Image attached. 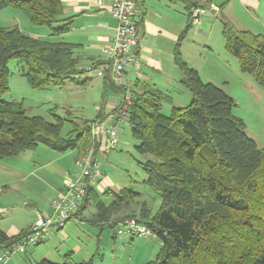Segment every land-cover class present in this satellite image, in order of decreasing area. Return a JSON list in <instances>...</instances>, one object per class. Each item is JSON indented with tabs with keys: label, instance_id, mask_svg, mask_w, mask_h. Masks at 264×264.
Returning a JSON list of instances; mask_svg holds the SVG:
<instances>
[{
	"label": "trees",
	"instance_id": "obj_1",
	"mask_svg": "<svg viewBox=\"0 0 264 264\" xmlns=\"http://www.w3.org/2000/svg\"><path fill=\"white\" fill-rule=\"evenodd\" d=\"M200 1L189 0V8ZM11 6L25 10L34 25L49 26L51 34L41 38L18 26L0 28V161L41 144L59 152L79 148L83 154L92 141L91 120L78 129L70 120L73 128L64 136L66 117L55 114L49 121L30 115L23 102L3 98L10 89L13 58L24 62L22 75L38 89L63 86L85 71L79 67L76 44L60 38L72 30L74 17L64 15L62 0H0V10ZM221 21L226 48L236 56L240 69L264 86V34L241 29L225 16ZM179 47L180 42L176 61L192 92L191 102L173 105L165 113L168 96L146 85L142 92L132 93L126 116L138 140L137 150L154 155L141 164L147 175L144 181L159 194L161 204L153 213L146 201H136L141 193L129 188L104 192L115 197L107 203L91 187L85 199L98 197L93 221L115 227L134 219L155 231L161 249L145 264H264V146H258L246 132L243 118L234 114L235 99L217 84L204 81L182 59ZM105 78L107 88L125 94V89ZM30 232L31 228L23 229L9 236L0 229V250ZM38 264L96 263L42 259Z\"/></svg>",
	"mask_w": 264,
	"mask_h": 264
},
{
	"label": "rangeland",
	"instance_id": "obj_2",
	"mask_svg": "<svg viewBox=\"0 0 264 264\" xmlns=\"http://www.w3.org/2000/svg\"><path fill=\"white\" fill-rule=\"evenodd\" d=\"M226 1L228 0H216L219 4L226 3ZM201 2L205 4L206 11L201 15L200 23L193 24L188 28L185 37L180 41L181 57L188 61L190 66H196L201 71L204 81L217 84L235 99L234 114L243 118L248 135L257 142L259 147H263L264 86L252 74L243 72L236 56L226 48L221 18L227 16L234 20L238 26H245L243 28L264 34V0L246 3L242 7L238 0L231 1L226 13L214 9L209 0H201ZM204 21L207 22L204 24ZM212 22L218 23L215 29ZM208 23L209 25H207ZM15 26L41 38L49 37L51 34L49 26L34 25L22 8L11 6L1 9L0 28ZM60 38H64V36ZM23 63L22 60L16 58L10 60V89L3 95V98L21 101L30 115H41L49 121H54L55 114L66 117L62 132L64 136L73 128V122L70 120H74L78 124L76 129L81 128L85 120L93 122L102 117L101 112L109 114V103L112 99L118 101V104L122 100L120 92L106 87L105 76H99L96 71H92L94 74L92 75L91 71L87 69L75 75V79L68 80L63 86L33 88L27 78L22 75ZM92 76L94 78L90 80L89 78ZM178 88L173 91L174 102H179L184 106L189 104L192 99L189 87L178 84ZM172 107V104L165 102L163 111L170 113ZM111 122L117 124L119 145L107 153L100 151L97 153L101 162V177L108 180L113 185V189L117 191L129 188L140 192L142 196L138 197L136 201H146L152 212L155 213L161 204V197L150 185L145 183L144 179L147 175L141 164L142 161L154 158V155L143 154L137 150L135 145L138 140L133 136L132 127L128 121L111 119ZM90 134L92 137L91 132ZM93 143L92 137L89 146ZM206 150L207 152L211 151L209 147ZM71 151L72 149L59 152L41 144L36 150L0 161V229L8 231L15 227L21 231L36 221V215L27 206H30L32 201L39 200L40 197H49L52 193V183L58 184L52 171V168L56 167L53 165L54 163L67 168L68 172L76 167L77 158H80L82 154L79 148L74 149V154ZM44 159L50 163L45 169H39L37 173L28 177L17 174L19 171L24 175L31 172L35 166L32 160L38 166V164H44ZM56 175L58 178H62L61 174L57 173ZM108 188L106 190H109ZM106 195L113 197L110 194ZM133 206L139 209V205L134 203ZM128 212H131V209ZM67 222L66 230L72 231L71 238L66 241L63 236H59L55 241L67 244V246L79 243L81 250L74 254V259L92 257L96 264H126V259L132 254L131 246L121 251L119 247L123 245L122 242L118 238L117 242L114 241L113 233L118 225L113 227L106 223L103 237H100L101 240L98 243L96 237L99 234L98 230L93 227L95 225L90 221L85 222L84 225H80L74 220ZM158 240L155 239L157 250L153 259L161 249ZM131 242L129 240V243ZM137 242L140 241L135 243L137 244ZM41 245H29L28 255H33L32 263L29 261L25 263V260L28 259L26 253L22 255L17 252L6 264H38L36 259L40 258ZM56 249L57 247L54 245L51 250L52 257L58 255ZM147 262L145 261L144 264Z\"/></svg>",
	"mask_w": 264,
	"mask_h": 264
},
{
	"label": "crops",
	"instance_id": "obj_3",
	"mask_svg": "<svg viewBox=\"0 0 264 264\" xmlns=\"http://www.w3.org/2000/svg\"><path fill=\"white\" fill-rule=\"evenodd\" d=\"M231 1L236 2V0H228L226 3L219 4L216 2V0H209L211 6L214 7V9L217 11L220 10L221 12L224 11L225 13L229 8ZM238 1L241 7L246 5V3L256 2V0ZM62 2L64 5V15L74 17V27L70 32L63 36L64 40L76 44V54L79 56L81 61L79 67L86 70V67L93 66L94 68L90 70V74L94 75L92 71H96L99 76H104L98 72V69L100 68L99 63L106 59L103 52V47L105 45L111 44L115 34V27L117 25V21L112 16L110 11L108 0L103 4H99L98 0H62ZM200 4L205 5L201 1ZM139 6L141 11L139 30L140 64L138 67H132L127 71L129 81L125 93L129 92L132 94L136 91L142 92L144 86L151 85L163 91L166 96H168L169 100L166 103L184 106L179 102H174L175 100L173 91L175 89H179L178 84L187 86L183 82V71L176 61V48L178 43L181 41V35L185 30H188L189 23L191 22L192 25L194 24L190 16L189 0H139ZM229 20L232 21L237 27L246 29L243 28L245 26H238L234 20ZM206 22L207 21H204V24ZM217 24L218 23L212 22L214 29L217 27ZM207 25H209V23ZM186 62L188 63V61ZM193 67L196 68L201 74V71L196 66ZM93 78L94 76L90 77L89 79L91 80ZM121 94L123 100L124 94ZM120 104H118V101L115 99H112L109 103V114H105L106 112H101V118L108 119L109 122H111V119L116 120V118H114L115 113L113 111L114 108ZM71 152L73 153L74 149H72ZM66 158H68L67 155ZM65 162L67 163V161ZM32 163L35 166L31 172L24 175L21 173V171H19L17 174L27 177L30 175L32 176L34 173H37L39 169H45L50 164L46 161V159H44L43 165L41 163L37 166L33 160ZM53 165H56V167L52 168V171L54 177L58 180V184L55 185L52 183V193L49 197H40L39 200L32 201L30 206H27L29 210H31L36 215V220L38 219V215L41 213H52L53 202L59 197L60 193L65 188L64 179L68 173V169L62 167V165L59 164L54 163ZM57 173H59V175L61 174L62 178H58L56 175ZM94 187L98 190L99 194L102 195L101 198L103 201L110 203L112 200H114L115 197L104 195V192L107 191L106 189L108 187V189H111L112 191H117L116 189H113V185L105 178L103 179L100 177L97 185ZM97 201L98 197H89V199H85L81 204V207L78 211L79 213H77L76 216H72L69 220H74L76 223H80V225H84L86 224L85 222L90 221L93 225H95L93 227L98 230L99 234L97 233L98 236L96 237L98 238L97 240L99 243L101 240L100 237H103L104 225L107 222L99 223L93 221L95 220L94 215L97 213ZM121 212L122 213H119L120 215L127 211L124 210ZM34 223L35 222H33L28 228L24 229L31 228ZM66 225L63 228H52L47 234V237L38 243L41 245L44 242L41 245L42 250L39 254L40 258L36 259V262L39 263V261L42 259H49L58 263H63L65 261L78 263L83 260L93 259L92 257L76 258L77 260L74 259V254L81 250L79 243H73L71 246H67V244L64 245L58 243V241H55L59 236H63L66 241L71 238L72 231L66 230ZM89 231L93 233L92 230L89 229ZM116 231L117 228L113 233V238H115V242H117V238L122 242L123 245H120V250L123 251V249H126L129 246L132 247V254L128 257V259H126V264H144L145 261L153 259L157 250L155 239L158 240V238L152 236H128L126 234H120L118 231ZM5 232L9 236H14L20 233V230H17L15 227H13L12 230ZM129 240L132 242L129 243ZM136 241L140 242H137L136 244ZM158 241L161 244V241ZM54 245L57 247L56 252L58 255L52 257L51 250ZM28 248L29 245L27 248L22 249L18 253H21L22 255L26 253L28 259L25 260V263L27 261L32 263L33 255H28Z\"/></svg>",
	"mask_w": 264,
	"mask_h": 264
},
{
	"label": "built area",
	"instance_id": "obj_4",
	"mask_svg": "<svg viewBox=\"0 0 264 264\" xmlns=\"http://www.w3.org/2000/svg\"><path fill=\"white\" fill-rule=\"evenodd\" d=\"M107 0H98L103 4ZM112 16L116 19L115 34L111 44L103 47L106 59L98 69L101 75L109 77L113 83L126 90L128 85L127 71L138 67L139 58V30L141 11L139 0H108ZM205 5L192 3L190 15L192 22L198 24L205 13ZM89 66L86 69L92 70ZM132 102V94L125 93L122 105L114 108V118L126 120L127 109ZM94 143L77 158L76 167L67 173L64 179L65 188L53 202L52 213H41L31 227V232L22 240L10 247L0 250V264H6L14 253L25 249L28 245H36L47 237L54 228L65 227L67 221L76 216L81 204L85 200L91 187L97 185L102 171L97 153H107L119 145L118 127L108 119H96L89 123ZM117 231L128 236H153L155 231L134 219L119 222Z\"/></svg>",
	"mask_w": 264,
	"mask_h": 264
}]
</instances>
